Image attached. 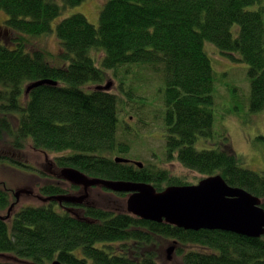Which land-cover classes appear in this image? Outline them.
<instances>
[{
    "label": "trees",
    "instance_id": "16d2710c",
    "mask_svg": "<svg viewBox=\"0 0 264 264\" xmlns=\"http://www.w3.org/2000/svg\"><path fill=\"white\" fill-rule=\"evenodd\" d=\"M261 1L107 0L98 26L82 13L58 22L61 52L53 55L29 48L27 36L53 32L62 8L84 0H62L63 5L0 0V12L7 15L2 21L10 30L0 31V215L5 218L15 204L19 186L34 187L42 197L70 191L64 183L45 180L49 172L25 164L29 146L36 153H63L55 158L58 168L73 167L90 177L148 182L158 191L191 184L165 168L115 160L131 150L129 135L119 137L125 97L96 86L112 70L121 75L118 89L131 97L136 89L124 86L126 74L132 72L130 65L143 63L165 82L158 115L168 159L177 153L184 167L202 177L220 174L229 185L261 198L264 208V171L242 167L228 136L213 147H195L200 137L214 136L215 77L206 42L226 56L239 53L249 64L250 108L264 111V16L261 9H249ZM37 80L55 84L26 94ZM122 195L119 205L88 206L76 214L55 202L15 207L10 221L0 218V264H50L55 259L64 264H168L164 250L171 242L179 264H264V235L143 220L126 211L127 194Z\"/></svg>",
    "mask_w": 264,
    "mask_h": 264
},
{
    "label": "rangeland",
    "instance_id": "374dc122",
    "mask_svg": "<svg viewBox=\"0 0 264 264\" xmlns=\"http://www.w3.org/2000/svg\"><path fill=\"white\" fill-rule=\"evenodd\" d=\"M62 0H57L60 5H63ZM107 0H84L76 6H66L62 8L61 15L53 22V32L40 37L27 36L29 39V48L41 47L57 55L61 52L60 44L56 36V25L62 19L69 17L75 13L84 14L89 22L98 26L100 10ZM251 10H262L264 16V0L258 4L249 7ZM7 15L0 12V21L6 20ZM238 26L235 25V32ZM5 34H9L10 30L2 28ZM206 51L211 58L212 68L215 77V104H214V124L213 138L200 137L195 143V147L206 149L215 146L216 142L224 140L225 136L229 137V142L232 145L233 151L238 155L242 167L250 168L255 171H264V111L254 112L251 110V79L249 75V64L241 59L239 53H234L233 57L222 54L218 47L211 42L205 43ZM99 63V62H98ZM100 66V64H98ZM146 64L130 65L131 73H127L124 86L134 88V94L131 97L123 94L118 89L120 76L116 77L112 70H108L105 83L111 82L110 91L118 94L120 97H125L123 110L119 113L121 132L119 137L125 139L129 135L131 140V150L129 153L120 154L121 156L142 161L146 165L156 166L168 169L171 175L182 178L192 183H197L201 178V174L194 170L184 167L177 158L168 159L165 151L166 140L161 131L159 111L163 106V91L165 88L164 79L159 75V71L151 70L146 67ZM100 85V84H99ZM91 86L89 84L88 88ZM138 89V91H137ZM125 132V134H124ZM126 138V139H127ZM31 142H29L30 145ZM9 152L10 150L6 148ZM49 160H56V157L63 155L59 152H48ZM26 159L37 164V161L42 163L47 156L42 152H34L30 146L26 150ZM46 162V161H45ZM56 162V161H55ZM55 164V163H54ZM154 164V165H153ZM50 165V164H49ZM50 171L57 170L55 165H50ZM12 171H16L13 170ZM19 186L17 190L23 189ZM16 190V191H17ZM34 190V189H33ZM19 207L28 204H40L41 199L22 195L19 198ZM121 202H119L120 204ZM118 204V205H119ZM57 207V206H56ZM11 216L8 218L10 221ZM170 245V246H169ZM167 246L172 247L171 244ZM165 247L164 255L165 262L168 264H179V258L175 249L171 254L172 259L168 258V249ZM168 248V249H167Z\"/></svg>",
    "mask_w": 264,
    "mask_h": 264
},
{
    "label": "water",
    "instance_id": "95a60500",
    "mask_svg": "<svg viewBox=\"0 0 264 264\" xmlns=\"http://www.w3.org/2000/svg\"><path fill=\"white\" fill-rule=\"evenodd\" d=\"M53 83V80H37L26 88V94L35 87ZM111 82L97 85L96 88L111 89ZM117 162L134 163L140 168L142 161H133L130 158L116 156ZM60 177L70 183L83 188L81 194H61L39 197L43 202L58 201L71 204H82L90 197L89 188L102 186L113 192L125 193L124 208L134 216L143 220L162 222L187 230H223L249 237L264 235V208L261 198L243 190L240 187L229 185L220 174L201 178L197 183L172 184L158 191L148 182L129 180H108L90 177L86 173L73 167L60 169ZM31 189H19L16 198L22 194H30ZM15 204L9 208L4 218L11 216ZM175 246L169 247L168 258L172 259ZM4 257L0 253V259ZM50 264H64L55 259Z\"/></svg>",
    "mask_w": 264,
    "mask_h": 264
},
{
    "label": "flooded vegetation",
    "instance_id": "af4514ba",
    "mask_svg": "<svg viewBox=\"0 0 264 264\" xmlns=\"http://www.w3.org/2000/svg\"><path fill=\"white\" fill-rule=\"evenodd\" d=\"M2 28L5 29L6 26H5V23H3V21H0V31L2 30ZM41 152L44 153L45 156H47V158L45 159L46 162L43 161L42 163H40V162L37 161V164L35 165L33 163V166L35 168H37V169H40V171H46V172H47V170L50 171L49 170V169H51L50 165L51 164L52 165H55L54 163H56V162L53 159L49 160V158H48L49 155L47 153H45L43 151H41ZM8 154L10 156H12V157H16V154H15L14 151H11L10 150L8 152ZM173 158H177V153H173ZM131 160L136 161L135 159H131ZM24 162L27 165L30 161H28V159H26V160H24ZM130 164H134V163L130 162ZM145 165L146 164H144L143 166H145ZM56 168H57V170L59 169L57 166H56ZM32 173H33L32 175H34L38 179H45L44 177H42L41 174H37L34 171ZM49 173L52 176H48L47 179H45V180L52 179L51 181H53V182H58L59 184L64 183V185L67 188L68 187L70 188L69 189L70 191H69L68 194H81V193L84 192L83 191V188H81L80 186L74 185V184L70 183L69 181H67V180L63 179L62 177H60V171L53 170V171H51ZM23 189H28V187H24ZM31 190H32L31 191L32 193H30V194H22V195H28V197L31 196V197H35V198L41 197V195L38 192H36L37 190L34 187L31 188ZM15 192H17V191H14V193ZM89 193H90L89 199H87V201L85 203L78 204V205L77 204L67 203V201L66 202H63L62 204H60L58 201H50V202H46V203L55 202L56 206L57 207H60L62 210H65V211H68L70 213L76 214L78 211L85 210L86 208H88V206H96V205H99V206H103V207H106L107 208V207L112 206V203L118 204L119 201H122L121 196H123L122 193H118V192L115 193L112 190L107 189V188L102 187V186H96V187L89 188ZM22 195H20L19 198H21ZM15 198H16V193H15ZM19 202H20V200L16 198V202H14L15 203L14 208L15 207H19L18 206L20 204ZM41 202H43V201L41 200ZM43 203H45V202H43Z\"/></svg>",
    "mask_w": 264,
    "mask_h": 264
}]
</instances>
